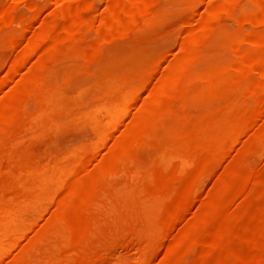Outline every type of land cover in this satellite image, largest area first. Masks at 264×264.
<instances>
[{
    "label": "rangeland",
    "instance_id": "obj_1",
    "mask_svg": "<svg viewBox=\"0 0 264 264\" xmlns=\"http://www.w3.org/2000/svg\"><path fill=\"white\" fill-rule=\"evenodd\" d=\"M50 1L51 0H23L19 4L13 6L15 10L14 12L16 14L15 20L10 24L4 26L2 25L0 27V79L1 77L4 76L3 74H5V71H7L15 54L20 52L21 51L20 49H23L22 46L19 47V44L17 46L11 45V41L17 37L19 38L22 37V40H20L21 42L26 37H29V35L33 34L23 29V24L25 23L26 15H28L27 18H29V15H32L34 13L38 15V21L36 22L37 25L34 26L35 27L34 32L40 31L43 28L42 26L44 25V22L49 23L50 20L52 19L51 17L52 15L50 14V9H51ZM31 2L35 6L37 4V8H36L37 11H35L34 13H32L31 11V14H29L30 10H28L29 9L28 5H30ZM154 2L155 5L148 11V16L151 18L153 22L157 24V26L148 25L146 23H140L136 29L132 30L124 38H122L124 39L123 41L122 39L121 40L119 39V41H115L114 43L113 42L109 43L106 47L107 49L106 55L100 58L99 61L96 60L94 61L95 63L92 62L90 66H83L82 63L78 65L77 64L78 62H76L75 63L77 64V66L75 67L76 71L74 72L70 71L72 73H67V75L65 76L61 75L62 76L61 78L58 77L57 79L58 82L54 86H51L46 89H42V87L40 88V84H36L33 90H31L32 89L31 88L28 92L26 91L22 92L21 90H23V87L18 86L21 85V83L18 82H22L25 79L28 80V78L30 79L31 77L33 78L34 75L37 73L36 70L38 66L42 64H44V66L48 65L50 62L48 56L47 57L44 56L41 59L37 58V56L39 55H36V58L35 56H33L32 57L33 59H30V61L31 60L35 61V59H37L35 62L36 65L34 61H31L33 62V65L37 68H34V66L32 67V63L29 61L31 64L28 63V65H26L25 68H22L21 71L19 72L17 76L18 80L25 77L21 81L15 83V85L17 84V89L16 88L15 89L17 91H20V93L18 92L20 95L22 93L23 98L20 105L22 106V108L19 107L20 111L17 118L7 123V125H9L8 126L9 128H7L3 133L0 134V236L2 234V236L0 237V264H30L31 261L32 263L34 262L33 259L35 260L36 258L35 253L33 256H32L33 252H30L28 254L25 253V251H27L31 247L34 246L38 248V246L42 244L40 243L39 245V243L34 242L35 239L34 236L36 235V234L34 235V233L38 232L37 233L38 235L40 230L41 232L44 231L43 228L44 223L47 224L46 222H48L51 219V217H53V214L51 215V213H53V208L55 209L56 206L54 205L56 204L55 202H57L61 198L60 197L61 194L64 195L63 192L65 191L64 189H66L67 184L73 182L78 175L82 178L83 177L92 178L90 174H87L88 172H90L92 173L93 178L106 176V180H109L110 183H122L125 180L124 181L125 184L124 182L122 184L125 186L127 183L126 186L130 187L129 191L137 190L138 189L137 186L139 187V189L140 188L142 189L143 187L145 188V186L146 189H148V187L155 182V181L152 182L154 179L156 180L157 178L162 176L163 177L172 176L176 178V181H178L180 177H182L181 174L190 171L192 169V164L195 163L196 160L203 155L200 150H197L198 149L197 147L190 148L191 145L189 142H191L190 137L192 135V131H189L188 133V130H191L192 127L190 128V126H188L187 131L183 135L185 141L182 140L181 138L182 136L180 137L176 135L177 137H180L179 139L175 135L174 136L170 135L168 137H163L165 138L164 140L166 142L163 140V138L159 142L155 141L156 143L158 142L157 145L155 142L149 141L148 139L147 141H145V143L143 142L137 145L131 151L132 153H130V155H132L130 156V158L133 160L135 164V166L134 167L132 166V168H138L136 169L137 170L136 175L131 178L127 172L128 169L125 170V172L120 171L121 173H119L118 169L111 170L108 168L109 166L108 167L102 166L103 172H101L100 170L102 169V167L100 166L101 167L100 168L99 165L97 166L98 164L97 162L95 164V159L98 158L99 155H100L99 157H102L103 154L104 155L108 154L109 150L107 149L111 148V147L108 148V146H110V144L113 143L112 142V140H114L113 136H115V134L118 132V128H122L124 121L128 120V118L131 116L130 114H132L137 109L138 105L137 103L135 104L134 100L132 99L136 98L139 94H141L140 92L144 90L143 87L147 83H143V81L148 82L147 79L153 71L159 73V71L165 68V66L167 65L166 63L170 61L169 59L170 58L173 59L174 58L173 55L174 54L176 55L177 41H178L177 38L179 37L178 35L176 38L175 37L173 38L174 39L173 41H171L172 40L171 38H170L171 40L168 39L165 42L159 40H161L162 36L165 35L166 33L167 34L173 33L172 31H174V33L175 31L177 32L178 29L177 19L189 18V20H193L195 18L200 17L202 15V11L204 7L209 4L210 0H200V4L198 5L199 7L197 6L194 9L186 8L185 5H183V2H186L185 0H154ZM242 2H244L245 4V5L242 4L243 9H247L249 7L248 5H250V2L247 0H243ZM217 4L218 5L222 4V0H217ZM11 5L12 3L10 0H0V9H3ZM101 8H102V1L98 0L95 3L92 11L88 12V14L86 13V15H89L94 21L97 22L101 14L100 12ZM43 16H45L47 19ZM39 18L40 19L44 18L43 19L44 21L41 22ZM171 24L174 26L176 25V27L171 29L170 27ZM37 26L38 28L41 29H38ZM148 26H151L152 28ZM159 28L161 30H158ZM163 30H165V33L163 32ZM159 33L162 34V36ZM178 34L180 35V33ZM84 36L86 38V40L84 41H76L65 45L64 51H62V53L58 55V60L61 61L62 63L74 61L73 59L77 60V57L81 53H83L84 49H85L84 52L87 51L88 45L91 42L92 38L94 37L93 30L92 29L87 30L84 33ZM218 42L219 41L217 40L211 42L212 44L213 43L215 44H213V46L212 44L209 45L210 48L209 50L206 51L207 54L204 57V63L206 66L210 65L209 71L212 76L222 80V79H226L229 76L228 67L230 61L233 59L234 54H232L233 51L228 43L221 41L219 43ZM17 50L18 52L16 53ZM208 51L209 52L212 51V52L209 53ZM38 60H40V62H37ZM155 68L157 70H155ZM26 72L28 78H26L27 76H25ZM149 72L151 73L149 74ZM147 73L149 75H147ZM145 75H147L148 77L143 78V76L146 77ZM142 79H143L142 81L143 89L140 88L141 90L139 89L140 91L139 93L137 91L134 92V95L135 93L136 95L138 94L136 97H134L132 94L133 92H130V87L133 85H140L139 82L137 81H141ZM136 82L138 84H136ZM15 85H13V87ZM202 85L204 87H208L209 89V86L207 85V80L205 81L202 80L200 81V86H199L200 88L198 87L197 90H194L196 91V93L192 91L189 97L191 98V96L193 97V95L196 97H200L197 96V94H200L201 92H203V90L204 91L206 90L204 89V87H202ZM12 88L9 87L6 88L7 90H4L5 92L7 91L6 96L10 89L11 91L13 90ZM20 88L22 89L18 90ZM198 89L199 90L201 89L202 91L199 92ZM208 89L206 91L207 93H210V89L209 90ZM11 91H9V93ZM14 91L15 90H13L12 92ZM207 93L205 92L202 93L201 95ZM6 96L5 99L1 98L3 102L0 99V107L4 105L3 103L7 101ZM40 97H42V99ZM23 100L24 101L27 100L26 103L23 102ZM249 102H251V99L249 100ZM133 104H135L136 107ZM177 109L178 108H176V111L175 109H173L167 112V114L164 115L165 118H167L169 121H172V119L173 121L176 120L175 121L176 123L178 122L179 119L185 118L184 116L186 115H188L186 117H193L196 114L195 108H192L194 110L192 112L189 111L192 110L190 108H188V110L186 109L183 111H177ZM186 112L187 113L190 112V113L187 114ZM182 114H184V116H182ZM171 115H175V116L177 115V117L175 116L172 117ZM168 116H170L172 119H170ZM261 116L262 115H260L255 120V123H253L255 128H257L255 125L260 126L258 125V122L260 120H263L262 118L264 117V114L262 117ZM128 121L125 122L124 126L127 124ZM25 123L26 125L27 124L28 125L26 126ZM259 123L261 124V121ZM24 126L25 128H23ZM253 129L251 128L252 132L254 131L256 132L257 129L254 130ZM258 129L260 128L258 127ZM233 130H234V136L231 142L227 143L226 147L224 148L222 155L218 161V164L215 167V170L208 177H206L204 180L201 181V183L197 187L193 203L184 213L183 217H181V220L176 222V224L173 226L174 228L172 227L173 231L170 230L171 228L166 230L163 225L164 223H162L166 221L169 215V214L167 215L166 208L167 209L169 208V210L170 208L171 209L173 208L174 198L172 197V195L175 196L173 193L163 195L161 198H158L155 201L153 200L152 201L153 203L148 202L149 203L148 204L146 202L144 205V202H142L141 204L142 206L140 205L139 208L140 209L139 211H141L139 217L140 220L142 216L144 219V217L147 216L148 213H150L149 216H147L148 218H145L149 220L144 219V222L145 221L148 222L151 220L148 223L147 222L144 223L142 220L138 221L137 220L138 218H134V217L131 218L130 215L132 214L130 212H127L130 213L129 215L125 211L123 212L119 211L120 216H122L119 218L122 219L121 221L125 220L123 221V223L125 222L126 224L122 223L123 225H125L124 226L125 228H123V226L121 225V221L119 220V218L116 221L113 220L112 222L120 223L124 232L130 229L132 224L131 222H133L132 219H136L137 222L141 223V224L138 223L141 226L140 235L142 236L143 233L148 234V236L143 234V236H145L146 238V240L145 238L144 240L145 242L146 241L147 242L145 243L144 240L142 239L143 237L140 236V239L142 240L139 239L140 242L137 241L139 246L137 243H133V244L128 243L129 245L123 244L122 247H119L120 245L116 246L115 249L113 248L114 252L112 250V252L111 251L108 252L110 254L107 253L105 264L107 263L108 264H159V263L190 264L207 248L209 244H211L214 241H219L220 246L216 251L211 252L210 256L213 259L217 260L220 264H248V262L251 263V261L254 259V258L252 259L254 255L258 256L259 263L257 262V264H264L263 235L260 236V234L252 233V231H243V232L239 231L235 239L232 240L231 238V240H229V238L231 237L230 235L233 234L234 231L236 230L237 221L240 218H246L253 223L264 221V209L259 208L254 204H251L250 202H247L246 201L247 199H244L242 195L239 194L236 195L226 207L222 208L223 210L222 209L220 210L221 211L220 215L222 214L220 217L219 214L215 212V209L222 205V202L224 200L223 198L227 194V191L233 187V182L234 180H236V178L237 179L240 178L239 180L242 179L244 180L245 178H247L249 180V183L247 184L250 188L249 196L251 198H255L256 196L264 194V145L260 146L257 150H254L253 149L254 146L252 145L253 143L251 142L252 139L250 136L245 135V131L243 128H233ZM176 133L178 134L179 131ZM163 135L167 136L166 134ZM116 136L118 135L116 134ZM186 139L188 142L186 141ZM169 140L171 142H169ZM178 140L179 142L181 140V143L179 142L177 143ZM174 141L176 142V146ZM165 143H166V147L164 146ZM160 144L163 146H161ZM179 144H181V146H179ZM158 145H160L161 147ZM182 145L183 146L187 145L186 147H184V149L187 150V154L185 156L186 158L185 163L186 164L189 163V165L187 164L186 166V164L184 163L185 165L183 164V166H180V169L179 168L176 169L175 165L177 164L176 163L177 159L174 157L175 150L173 148L174 147L183 148ZM66 146L67 148L70 147L69 149L73 152V154H75L72 158H71L72 156L71 151H70L71 155L68 152L67 153L65 152L67 150L65 149ZM74 146L76 147L72 148ZM81 146H83L82 149L84 150L85 147L90 149L89 154L88 151L84 152V154L82 155L79 154L82 153L80 151L82 150L80 148ZM151 147H153L154 149H152ZM163 147L164 150L162 149ZM53 148L56 150L55 152L57 154L59 152L61 153V151L62 153L64 151V153L62 155L60 153L57 155L56 153L53 152L54 153L53 156L52 155ZM60 148L62 150H60ZM87 148L86 150H88ZM141 149H143L144 151H142ZM73 150L77 152L78 156L80 155L81 157L84 155L85 157L83 156L84 158L81 157L82 159H80V157H78L76 152H74ZM147 150L151 151L150 154L148 153L149 151ZM91 151L94 154H92ZM161 152L163 153V155ZM67 154L69 155L67 156ZM90 154L92 156L91 158L89 157ZM160 154L162 155L163 158L166 157V160L167 157H169V155L171 156L170 159L171 160L174 159V160L171 161L168 158L169 160L168 163L170 164L169 165L167 161H165L162 157L161 159H159ZM152 156L157 158L154 159ZM61 157L62 160L64 161H61ZM145 157L148 159H146ZM86 158L87 161H85ZM89 158L90 160L92 159L91 161H94V163L91 162L92 164L90 165L89 163L87 164V162H89L88 161ZM69 159H70V163H69ZM74 159L76 160L74 161ZM135 159H137L138 161ZM149 159L151 160L153 159V161L150 162L151 160ZM161 161L163 163L164 162L166 163V164L164 163V166L166 165L165 170L163 169L164 166L163 163H161ZM28 162L29 164L27 165ZM19 163L21 164L22 167L18 165ZM66 163L69 165L70 169ZM78 163L80 164L81 168H83V165L85 166L86 164L89 166L88 168L85 166L83 169L85 168L86 169L84 171H81L83 169H81L80 166H77ZM145 163H147V165ZM70 164L71 165L73 164L72 166L74 170H72L73 168ZM56 166L60 167V170ZM146 166L148 167L150 166V168ZM171 166L173 169H171ZM76 167H78L77 168L78 172L75 170ZM153 169L156 173L158 172L157 175L155 174L156 177L152 176V173L154 174V171H152ZM17 170H19L20 173ZM180 170L182 173L180 172ZM68 171L71 174L67 173ZM16 172L19 173L18 176L16 175L17 174ZM75 172L77 173L75 174ZM178 172H180V175ZM112 173L114 175L117 174L119 177H117V175L114 176ZM147 173L149 175H147ZM167 173H169L168 176H166ZM62 174L63 175L65 174L64 176L66 178ZM68 174L70 176L73 175L72 177L69 176L71 179L67 178ZM83 174L85 175L87 174L90 176L85 177V175L83 176ZM109 174L111 176H108ZM79 176L77 178H80ZM124 176L126 179H124ZM14 177H16V179ZM138 178H140L141 181L137 180ZM129 179H131V181H129ZM20 180L23 183V185L26 186L23 187L22 185L21 187L22 183L19 182ZM130 182L134 184L135 188L134 186L132 187L133 185L132 183L131 185L128 184ZM56 183H58L59 185H57ZM215 183L219 184V187L216 189L213 188L214 187L213 185H215ZM139 184L141 185L139 186ZM144 184L145 186H143ZM55 185H57L58 187ZM131 187L134 189H132ZM24 188H26L27 190ZM60 188H62V190H60ZM123 189L125 188L119 189L120 191L118 190L119 193H117V195L121 194L119 195L120 197L115 196L119 198V199L116 198L117 200H119V202L123 197L124 200L126 201L125 198L127 197V195H128L127 200H129L130 198L129 194L125 193ZM53 190H55L56 192ZM52 192H54L55 194ZM34 194H37L38 196ZM50 195H51V199H47L46 196L49 198ZM32 196L38 198L39 200V202L37 201L35 204H33V206L31 205V209L33 208L34 210L32 209L31 211V209L28 208L26 204H24V206L26 207L23 206V208H20L21 206L20 207L16 206L18 205L17 203L20 200H22V198L26 199V197H28L29 199L32 198ZM52 196L54 198H52ZM57 196L59 197V199ZM167 196L170 199L173 198L171 204L169 201L170 199ZM16 197L17 199H15ZM39 197L42 198L43 200L39 199ZM18 198H20V200ZM116 199H112L111 201H108L109 203L104 204V206L102 207L104 214L102 212V209L100 210L96 209L97 211L94 213L93 219L95 218L94 219L95 221L104 220L105 217L106 219L104 221H106L108 218L110 220H112L113 218L116 219L119 216L118 214L119 212H117L116 214V211L115 212L113 211L114 212L113 214H116L117 216L115 217V215H113L112 217V214L108 212L109 209L107 208H105L107 210L104 209L105 206H108L109 208L110 206L111 207L113 206V208L114 206H117L118 204H115L117 203ZM13 200L16 201V205L14 204L15 202ZM157 202L158 204H156ZM150 203L155 204V206L154 205L152 206L155 207L153 211L155 210L156 211L152 212V214L150 212L152 210L149 211V209L154 207L152 206L150 207L151 205ZM146 205L147 207L149 205L148 207L149 209L147 207L145 208ZM143 206H144L143 208L144 211H142ZM15 208L19 210L21 214L20 216H22L21 218L19 217L20 220L16 219L17 225L14 223L15 221L13 220H7L8 222L6 221L7 219L6 217H8L10 213L15 214L14 212V210H16ZM27 208H28V213H26ZM117 208L118 206L115 207L114 209ZM24 209L26 212L24 211ZM17 210L16 212H18ZM22 211L25 214H22L21 213ZM110 211L112 210L110 209ZM143 212L144 213L146 212L147 215H145L146 213L143 214ZM6 213L9 214L6 215ZM107 213L110 215H108ZM122 213H124V215ZM68 214L69 212L66 214L67 216L66 218L69 217ZM105 214L106 216L102 218V215ZM128 215L129 217H127ZM124 216H126L125 219H123ZM75 217L73 219H75ZM219 218H221V223L219 222L217 223ZM47 219L48 221H46ZM109 219L108 222H110ZM159 219L161 220L164 219V220L159 221ZM130 220L132 221L130 222ZM4 222H6L5 224L11 222V225H9L10 223L5 225ZM137 222H134L133 224H136ZM156 222L161 223L163 228L160 227L161 225ZM187 224L188 227L184 228V225L187 226ZM155 225L158 227V230ZM181 227L182 229H180ZM143 228L145 230H143ZM159 228H162L164 230V233L162 229ZM148 230H152L153 234L150 233L152 231H148ZM123 232L117 235H115L114 233L112 234L109 233L110 234L109 240L113 242L114 239V242H116L120 238H124L127 235L128 231L127 233L124 232V234L126 233L125 235L123 234ZM154 235L156 239L158 238L157 241L159 243L156 242ZM158 235H160V237ZM30 236H33V239ZM115 236H117L116 239ZM29 237L32 239V242ZM118 237L120 238L118 239ZM152 239L154 240V242H156L157 247L156 246L154 247V245L156 244L155 243L153 244ZM26 241L27 242L29 241V245H26L27 243ZM142 241L145 243L144 246ZM149 241H151L153 248L152 247L149 248L150 244H147ZM164 243L166 244L170 243L169 244L170 246L168 247H171L172 245V247H175L174 249L176 248L181 249L184 252V255L182 257H178L175 256L171 251L168 252L169 250L167 251L166 248L167 245ZM133 245L134 247L135 245L137 247L134 248ZM162 245L164 247H162ZM21 247L23 248V250ZM96 253L101 254V250H98V252L96 251ZM255 253H257L258 255ZM27 255H29L28 258ZM259 255L261 257L260 259H259Z\"/></svg>",
    "mask_w": 264,
    "mask_h": 264
},
{
    "label": "bare ground",
    "instance_id": "obj_2",
    "mask_svg": "<svg viewBox=\"0 0 264 264\" xmlns=\"http://www.w3.org/2000/svg\"><path fill=\"white\" fill-rule=\"evenodd\" d=\"M10 1L12 3L11 6L0 9V27L2 25L4 26L7 24H10L15 20L16 14L14 12L15 10L13 6L19 4L23 0H10ZM97 1L98 0H51L50 1V5H51L50 14L52 15L51 16L52 19L50 20L49 23L44 22L42 29L38 28L37 26V28L41 30L36 31V32H34V28H35L34 26L37 25L36 22L38 21V15H36L34 12L37 11L36 10L37 4L35 6L31 2V4L28 5V8H29L28 10H30V13L29 12L28 13L31 14V11H32V13L34 14L29 15V18H27L28 15H26V20H25V23L23 24V29L33 34L29 35V37H26L21 42L20 40H22V37L21 38L17 37L11 41V45L17 46L19 44V47L22 46L23 49H20L21 50L20 52H18V50L16 51V53L17 52L18 53L15 54L7 71H5V74H3L4 76L1 77L0 79V99L1 98L5 99L7 91L5 92L4 90H7L6 88H9V87L12 88L16 82L21 81L22 79L25 78V77L21 79L19 78L20 80H18L17 76L22 68H25L26 65H28V63H30L31 61H34V60L30 61V59H33L32 58L33 56H35L36 58V55H39L37 56V58L39 59H41L44 56L46 57L48 56L50 59V62L48 65H45V66L44 64L42 65L37 64V65H40L38 66V68L33 65V62H31L32 67L34 66V68H37L36 70L37 73L34 75L35 73L34 71L33 73L34 77L33 78L31 77L29 79L27 76V72H26L25 76H27L26 78H28V80L25 79L22 82H18V83H21V85H18V86L23 87V90H21L22 88L18 90H21L22 92L23 91L28 92L31 88H32L31 90H33L36 84H40V88L42 87V89H46L51 86H54L58 82L57 81L58 77L61 78L63 75L64 76L67 75V73H72L76 71L75 67L77 66V64L80 65L82 63L83 66H90L92 62L95 63L94 61L96 60L99 61L100 58L106 55L107 53L106 47L109 43H112V42L114 43L115 41H119V39L121 40L129 32L136 29L140 23H146L148 25L157 26V24L153 22L151 18L148 16V11L155 5L154 0H101L102 1V8L100 11L101 14L96 22L89 15H86V13L88 14V12L92 11ZM185 1L186 2H183V5H185V7L188 9H194L200 4V0H185ZM242 1L243 0H222V4L218 5L220 2L217 4V0H210L209 4L208 5L206 4L207 6L204 7L202 11V15L200 17L195 18L193 20H189V18L177 19V23H178L177 32L175 31L174 33V31H172L173 33H169V34L166 33L163 36L162 34L159 33L163 38V40L161 38V40L159 41H164V42L170 38L172 39L170 40L173 41L174 37L176 38L177 35L179 36L177 38L178 41H177L176 55L175 54L173 55L174 56V58L172 57L173 59L171 58L169 59L170 61L166 63L167 65L165 66V68L164 69L162 68L163 69L161 70L162 72L159 71V73L158 72L156 73V71L155 72L153 71L152 73L149 72V74L151 73L150 75L147 73L149 77L147 75H145L146 77L143 76V78L148 77L147 79L148 82L143 81L142 79L141 81H137L139 82L140 85H133L130 87V92H133L132 94L134 97L138 95V94L136 95V93L134 95V92L137 91L139 93L140 92L139 89L144 88V90L140 92L141 94H139L136 98L132 99L134 100L135 104L137 103L138 107L134 112L132 109L133 113L132 112H130L132 114L129 113L131 116L128 114L130 116L129 117L130 120L129 118H128L129 121L126 120L128 121L127 124L124 126L126 122L124 121L122 125L123 127L118 128V132L116 131L117 132L116 134L118 136H116V134H115L116 137L113 136L114 138V140H112L113 143H111L110 146H108V148L110 147L111 148L107 149L109 150L108 154L106 155L103 154L102 157H99L100 156L99 155L98 158L95 159V164L97 162L98 163L97 166L99 165V167L109 166L108 168L111 170L118 169L119 173L123 171L125 172V170L128 169L127 172L131 178L136 175V171H137L136 169L138 168H132V166L134 167L135 164L133 160L130 158V156H132L130 155V153H132L131 151L137 145L143 142L145 143L147 139L152 142H155V141L159 142L163 137H168L170 135L172 136L177 135L180 137L182 136L181 137L182 140L185 141V138H183V135L187 131V127L190 126V128L192 127L193 129V130L192 129L188 130V133L189 131H192V135L190 134L191 142H189L191 145L190 148L197 147L198 148L197 150H200L201 153L203 154L201 157L199 156L200 158L197 159L195 163H193L194 165L192 164V169L188 172L185 171L186 173H182L180 170V172L183 175L181 174L182 177H180L178 181H176V178L172 176L170 177L162 176V177L157 178L156 180L154 179L152 182L154 181L155 182L152 183V185H150L151 187L149 186L148 189H146V186L144 184L143 185L145 186V188L143 187L144 189L140 188L141 189L140 190L139 187L137 186L139 190L136 188L137 190H133V191H129L130 187L126 186L127 183L125 186L122 184L125 180L122 183H110L109 180H106V176L93 178L92 173L90 172L88 173L85 172V173L90 174L92 178L90 177L82 178L79 175L78 176L80 178H77L78 176L76 175L77 177L76 176L75 177L77 179L75 178L76 180L74 179L73 182L67 184L66 189H64L65 191L63 192L64 195L61 194L60 199L57 196L59 200L55 202L56 204H54L56 206H55V209L53 208V213H51V215L53 214V217H51V219L48 218L50 219L49 221L48 219L46 220L48 221L46 222L47 224L44 223V226H43L44 231L41 232V230L40 231L38 230L39 231L38 235H37L38 232L34 233V235L36 234L35 236L33 235L35 237L34 242L39 243V245L40 243L42 244L38 246V248L33 246L27 251H25L26 254L33 252L32 256L35 253L36 258L34 257L35 258V260L33 259L34 262L32 263L31 261L30 264H105L107 253L109 251L112 252L113 248L115 249L116 246L120 245L119 247H122L123 244H128V243L133 244L139 241L140 236H141L140 235L141 226L139 224L141 223L137 222V220L138 221L142 220L144 222V219L148 218L147 216H149L150 214L148 213L147 215L146 212H145L146 214L143 212V214L147 216H145L144 219L142 216L140 220L139 216H140L141 211H139L140 210L139 208L142 202H144V205L146 202L153 203L152 202L153 200L155 201L156 199L161 198L163 195H167L171 193L175 195V196L172 195V197L174 198V202H173L174 205L172 209L170 208L171 211L169 210V208L168 209L166 208L167 215L168 214L169 215L166 221L162 223H164L163 225L166 230L170 228H171L170 230H172V227L176 224L177 221L181 220V217H183L184 213L188 210L190 205L193 203L197 187L199 186L201 181L204 180L206 177H208L215 170V167L218 164V161L222 155L224 148L226 147L227 143L231 142L234 136L233 128H243L244 129L245 135L250 136L252 139L251 142L253 143L252 145L254 146L253 147L254 150H257L260 146L264 145V117L262 118L263 120H260L261 124L259 123L260 121L258 122V125L260 126L255 125L257 128H255L253 124L255 123V120L260 115L263 116L264 114V0H247L250 2V5H248L249 7L247 9H243L242 4H244V2ZM43 19L44 18L40 19L41 22L44 21ZM228 22H229V25H228ZM172 26L174 25L171 24L170 26L171 29L176 27V25L174 27ZM148 27H151V26H148ZM90 29L93 30L94 37L89 43L88 48L85 47L87 48V51L84 52L85 50L84 49L83 53L80 52L81 54L77 57V60L73 59L74 61H70L66 63H62L61 61H59L58 55L61 54L62 51H64L65 45H67L68 43L76 42V41L86 40L84 33ZM154 30H157V29H154ZM158 30H161V29L159 28ZM163 32L165 33V30H163ZM178 33H180V35ZM123 40L124 39H122V41ZM214 40H217L219 42L221 41V42L228 43L233 51L232 54H234L233 59L230 61V64L228 67L229 76L226 79L220 80L212 76L209 71L210 65L206 66L204 63V57L207 54L206 51L209 50L210 48L209 45L212 44L211 42ZM36 60L37 59H35L34 63L36 62ZM37 62H40V60H38ZM76 62L78 63L75 64ZM155 70L157 69L155 68ZM202 80L203 81L207 80V85L209 86L210 93H207L206 91L208 87H204L202 85V87H204V89L206 90L205 91L203 90V92H201L200 94H197V96H200V97H196L193 95V97L191 96L190 98L189 97L190 93H192V91L196 93V91L194 90H197V88L200 86V81ZM142 81L143 83H147L146 84L147 86L144 85V87L142 88V85H143ZM137 82L136 84H138ZM15 86L12 88L13 90H15L14 92H12L13 90L11 91V89L10 90L8 89L11 92L9 93L8 91V94L6 96L7 101L3 103L4 105H2L3 100L1 99L2 106L0 107V134L3 133L7 128H9L8 127L9 125H7V123H9V121L11 120L13 121V119H16L17 116L19 115V111H20L19 107L22 108V106H20L22 102V98H23L22 93L20 95L19 94L20 91L16 90L17 84ZM200 91L202 90L200 89L199 92ZM205 92L207 94L201 95L202 93H205ZM132 94H131V97H132ZM40 98L42 99V97ZM250 99H251V102H249ZM26 101L23 100V102L25 103ZM176 108H178L177 111H183L186 109L188 110V108L190 109L195 108L196 114L193 117H186L188 115L184 116V114H182V116H184L185 118L183 119L178 118L180 121L178 120V122L176 123H175L176 120L173 121V119L170 116L168 117L172 119V121H169L167 118H165L164 115L167 114V112L173 109H175L176 111ZM189 111L192 112L194 110L192 109ZM174 113H177V112H174ZM189 113L190 112H188L187 114ZM171 116L173 117L175 115H171ZM175 117H177V115ZM258 127L260 129H258ZM23 128H25V126ZM251 128L257 129L258 131L256 130V132L255 131L252 132ZM178 131L179 133L177 134L176 132ZM163 134H166L167 136H164ZM180 137H177V138L180 139ZM164 139L165 138H163V140ZM169 142L171 141L169 140ZM178 142L179 140L177 141V143ZM179 143H181V140ZM68 146H71V145H68ZM164 146L166 147V143ZM175 146H176V142H175ZM179 146H181V144H179ZM186 146H183V148H180V147L173 148L175 150L174 157L177 159V162L175 161L177 163L175 165L176 169L178 168L180 169V166H183V164L186 161L185 156L187 154V150L184 149V147ZM75 147L76 146L72 148H75ZM69 148L70 147L67 148L66 146L65 149L67 150L65 152L66 153L68 152L70 154L71 150ZM80 148L82 149L83 146H81ZM80 148H77V149H80ZM86 148L87 147H85V150L84 149L80 150L82 153H79V154L82 155L86 151H88V154H89L90 149L87 148L88 150H86ZM151 148L154 149L153 147ZM162 149L164 150V147ZM60 150L62 149L60 148ZM141 150L144 151L143 149ZM55 151L56 150L53 148L52 155L56 153ZM150 152L151 151H149L148 153L150 154ZM63 153L61 151L60 154L62 155ZM69 154H67V156ZM71 154H72L71 156L72 158L75 154H73V152ZM92 154L94 153L92 152ZM162 155L161 154L159 155V159H161ZM83 156L81 157L84 158L85 156L84 157ZM78 157H80V155ZM81 157L80 159H82ZM89 157L90 158L92 157L91 154ZM66 158H69V157H66ZM90 158L88 160L89 162H87V164L89 163V165L92 164L91 162L94 163V161H91L92 159L90 160ZM153 158L156 159L157 157L156 158L153 157ZM168 158L170 159L171 156L169 155V157H167V160H166V157L163 159L167 161L168 163L169 162ZM159 159H158V162H159ZM75 160L76 159H74V161ZM61 161H64L62 160V157H61ZM85 161H87V158ZM152 161L153 159L150 162ZM162 161L161 163H163ZM158 162H157V165H158ZM69 163H70V159H69ZM80 163H81V160H80ZM147 163L145 164L147 165ZM164 163H163V166H164ZM28 164L29 162L27 163V165ZM87 164L85 166L88 168L89 165ZM187 164L189 165V163ZM18 165L21 166L20 163ZM58 166L56 167L59 168L60 170V167ZM77 166H80V164L78 163ZM85 166L83 165V168ZM103 167L100 170L101 172H103L102 171ZM165 167L166 165L163 168L164 170H165ZM77 168L78 167H76L75 169L76 171H77ZM148 168H150V166ZM85 169L81 171H84ZM171 169H173L172 166H171ZM72 170H74V168ZM17 171L20 173L19 170ZM69 171L67 173H70ZM152 171H154V169ZM77 172H75V174ZM180 172H178L179 175H180ZM19 173H17L16 175L18 176ZM157 173L154 171V174L152 173V176L154 177L155 174L157 175ZM87 174L86 175L83 174V176L84 175L85 177L90 176ZM147 175L149 174L147 173ZM168 175L169 173L166 174V176ZM69 176L70 175L68 174L67 176L68 179L72 177L73 175H71L70 177ZM108 176H111V175L109 174ZM117 177L119 176L117 175ZM14 178L16 179V177ZM124 179H126L125 176H124ZM141 179H142V176H141ZM141 179L138 178L137 180L141 181ZM239 179L236 178V180H234L233 187L227 191V194L223 198L224 200L222 199L223 200L222 205L215 209V212L219 214V217L222 215V214L220 215V212H221L220 210L226 207L232 201V199L236 195H239V194H241L244 199H247L246 200L247 202H250L251 204H254L257 207L264 209V194L256 196L255 198H251L249 196L250 188L247 184L249 183V180L247 178H245L244 180L242 179L243 181ZM129 181H131V179H129ZM19 182H21V180ZM131 183L132 182L128 184L131 185ZM56 184L59 185L58 183ZM141 184H139V186ZM22 185L23 183L21 184V187ZM24 186L26 185H23V187ZM133 186L134 184L132 185V187ZM213 186H214L213 188L216 189L219 187V184L215 183V185ZM122 188H125L123 190L125 191V193L129 194L130 198L129 200H127L128 198V195H127V197L125 198L126 201L124 200V197H123L121 198V201L119 202V200H117L119 198L115 196L121 195V194L117 195V193H119L120 191L119 189H122ZM60 190H62V188H60ZM34 195L38 196L37 194H34ZM33 196L32 198H29V199L28 197H26V199L22 198V200L18 198L20 200L17 203L18 205H16V201L14 200L13 201L15 202L14 204L17 207L21 206L20 208H23L24 204H26V206L31 209V205L33 206V204H35L37 201L39 202L38 198L33 197ZM46 198L51 199V195L49 198L46 196ZM52 198L54 197L52 196ZM173 198L171 199L169 198L170 204ZM15 199H17V197ZM39 199H42V198L39 197ZM112 199H116L117 203L115 204H118L117 205L118 208L114 209L117 206H114V208L113 206L112 207L110 206V208L108 206L104 207V209L105 208L109 209L108 212L112 214V217L113 215H115L116 217L117 216L116 214L119 211H122V212L125 211L126 213L130 212L132 214L130 215V213H127L130 215L131 218L133 217L138 218L137 220L132 219L133 222H131L132 220H130L132 224H131L130 229L127 230L128 233L127 231H124L127 233V235L124 238L118 237V239L119 238L120 239L119 240L117 239L118 241L116 242H114V239H113V242L109 240V235H110L109 233L111 234L114 233L115 235H117L123 232L122 226L123 228H125L124 227L125 225H123L125 223V222L123 223V221L125 220L121 221L122 219L119 218V217H122L120 216V212L118 213L119 216L116 219L114 218L112 219L111 217L112 220L108 218L109 217L108 215L110 214L107 213L108 214L107 218L110 220V222H108V219L104 221L106 219L105 217L106 214L102 215V218L105 217L104 220L95 221L94 220L95 218L93 219L94 213L97 210L102 209L104 204L109 203L108 201H111ZM49 201H52V200H49ZM156 204H158V202ZM108 205H111V204H108ZM152 205L155 206V204H151L150 207ZM146 207L147 205L145 206V208ZM28 208L26 210L27 212L24 209L26 213H28ZM143 208L144 206L142 207V209ZM110 209L112 211H110ZM153 209H155V207L149 209V211L152 210L150 211L151 214L152 212L156 211V210L153 211ZM16 210H14L15 214H11L10 212H9L10 214L6 213V215L9 214V216L6 217L7 218L6 221L13 220L15 221L14 223L16 224V219H19V217L20 218L22 217L20 216L21 214L19 210H17L18 212H16ZM113 211L114 212L116 211V214H113L114 213ZM142 211H144V209ZM68 212H69L68 214L69 217L66 218L67 217L66 214ZM102 212H103V209H102ZM21 213L25 214L23 213V211ZM122 214L124 215V213ZM129 215L127 217H129ZM74 217L75 219H73ZM125 217L126 216H124L123 219H125ZM118 218L121 221L122 226L118 222L117 223L119 225L117 223L112 222L113 220L116 221ZM145 220H149V219H145ZM163 220L159 219V221H163ZM126 222H127V219H126ZM134 222H137V223L133 224ZM146 222L147 221H145L144 223ZM218 222L221 223V218H219L217 223ZM5 223L6 222H4V224ZM9 223L7 224L11 225V222ZM158 224H160L161 225L160 227H162L161 223H158ZM185 225H184V228H187L188 224L187 226ZM182 227L180 229H182ZM162 228H159V229H162ZM143 230L145 229L143 228ZM157 230H158V227H157ZM148 231H152V230H148ZM153 231L150 233L153 234ZM162 231L164 233L163 229ZM239 231H242V232L252 231V233H257V234H260V236L261 235L264 236V221L253 223V222H250L246 218H240L237 221L236 230L234 231L233 234L230 235L231 237L229 238V240H231V238L232 240L235 239ZM143 234L141 237H143L142 239L144 240L145 236H143ZM144 235L148 236V234H144ZM33 236H30V237L33 239ZM158 236L160 237V235ZM116 238L117 236H115V239ZM154 238L156 239L155 235H154ZM32 239H31V242H32ZM157 239H156V242L159 243ZM144 242H143V246L145 245L147 241L145 243ZM156 242H154L153 240V244L154 243L156 244ZM27 243L26 245H29V241ZM219 243H220L219 241H214L211 244H209L207 248L190 264H220L217 260L213 259L210 256L211 252L216 251L218 249V247L220 246ZM147 244H150L149 248L151 247L153 248L151 241H149ZM169 244L170 243H167L166 244L167 246L165 245L167 248V251L169 250L168 252L171 251L175 256H178V257H182L184 255V252L181 249L179 248L174 249L175 247H172V245L171 247H168L170 246ZM155 246L157 247V244L154 245V247ZM135 247L137 246L135 245ZM162 247L164 246L162 245ZM98 250H101V254L96 253V251L98 252ZM28 256L29 255H27V258ZM260 258L261 257L259 255V259ZM252 259H251L252 260L251 263L248 262V264H257L258 256L254 255ZM159 264H163V263H159Z\"/></svg>",
    "mask_w": 264,
    "mask_h": 264
}]
</instances>
